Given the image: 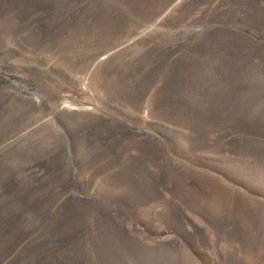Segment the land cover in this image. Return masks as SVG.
Returning <instances> with one entry per match:
<instances>
[{"label": "rangeland", "instance_id": "rangeland-1", "mask_svg": "<svg viewBox=\"0 0 264 264\" xmlns=\"http://www.w3.org/2000/svg\"><path fill=\"white\" fill-rule=\"evenodd\" d=\"M0 189V264H264V0H0Z\"/></svg>", "mask_w": 264, "mask_h": 264}, {"label": "bare ground", "instance_id": "bare-ground-1", "mask_svg": "<svg viewBox=\"0 0 264 264\" xmlns=\"http://www.w3.org/2000/svg\"><path fill=\"white\" fill-rule=\"evenodd\" d=\"M65 134V140H66V144H67V151L70 153V151H72V145L74 143V141L72 140V137L70 136V134L68 135L67 133H64ZM65 150V149H64ZM70 150V151H69ZM66 152V151H65ZM63 153V152H62ZM67 153V152H66ZM66 155V160L65 161V165L67 166L66 169L68 170H72V169H76V166H77V163L75 162L74 158L72 159L70 156V154H65ZM74 169V170H75ZM45 170V169H44ZM70 172V171H69ZM3 190V189H2ZM0 189V197L3 198V199H7L8 200V197L5 195L4 191H2ZM79 201V200H78ZM81 202V201H80ZM3 204V203H2ZM4 205V204H3ZM8 205H10L11 207L13 206V208L15 209V216L16 215H26V217H28L29 221H31L32 223V228L34 229V231H37L40 229L41 227V220L37 219L32 213H28L26 210L22 209L21 206L19 205L18 201L15 199V198H11L8 200ZM117 205V204H116ZM2 207V206H1ZM117 207V206H116ZM6 209V207H5ZM12 209V208H10ZM7 212V211H6ZM27 212V213H25ZM13 215V214H12ZM14 217V216H13ZM23 229V228H22ZM25 230V229H24ZM31 231V230H30ZM22 235V234H21ZM32 236V235H31ZM49 248L51 247H55V243H54V240H50L49 241ZM41 243V242H40ZM58 243V242H56ZM47 243L43 244V245H46ZM44 249V248H43ZM48 249V248H46ZM41 252V251H40ZM39 252V253H40ZM42 255V254H40ZM62 256V255H61ZM66 257V256H65Z\"/></svg>", "mask_w": 264, "mask_h": 264}]
</instances>
